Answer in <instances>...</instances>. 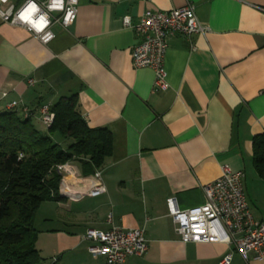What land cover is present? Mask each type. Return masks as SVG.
Returning a JSON list of instances; mask_svg holds the SVG:
<instances>
[{
    "label": "crops",
    "instance_id": "obj_1",
    "mask_svg": "<svg viewBox=\"0 0 264 264\" xmlns=\"http://www.w3.org/2000/svg\"><path fill=\"white\" fill-rule=\"evenodd\" d=\"M188 3L207 32L167 38L169 86L156 90L153 70L132 63L140 38L122 18L137 24L147 11ZM54 32L43 45L0 19V112L30 110L45 130L39 107L75 96L88 127L110 131L112 153L100 169L104 193L79 198L70 188L37 208L45 264H105L83 236L113 227L141 228L147 240L146 254L124 264H217L228 252L230 264H264L232 244L182 242L166 205L169 197L179 209L203 204V186L228 166L243 174L253 217L264 216V167L252 148L264 132V0H78L73 24Z\"/></svg>",
    "mask_w": 264,
    "mask_h": 264
},
{
    "label": "built area",
    "instance_id": "obj_2",
    "mask_svg": "<svg viewBox=\"0 0 264 264\" xmlns=\"http://www.w3.org/2000/svg\"><path fill=\"white\" fill-rule=\"evenodd\" d=\"M77 5L78 0H0V19L26 29L41 44L47 45L55 38L54 28L66 29L73 24ZM122 24L139 36V42L131 49L132 63L137 68L153 70L156 90L169 86L164 67L167 38L207 32V26L197 18L191 3L168 12L147 11L137 24H131L130 18L124 16ZM10 107L14 108L15 104ZM23 112L27 114L28 110ZM53 118L50 105L39 107V120L44 127H49ZM57 169L61 173L59 190L64 194L70 188H76L79 198L106 191L101 170L93 172L95 181L88 186L86 177L76 174L72 164H61ZM242 178V172L223 166L220 176L203 186V204L179 209L172 197L167 198L168 214L182 242L232 244L244 260L264 261V216L258 220L250 212ZM83 239L92 242L89 252L103 256L105 264H124L127 258L142 257L148 250L141 228L90 229ZM231 259L232 253L228 252L217 264H230Z\"/></svg>",
    "mask_w": 264,
    "mask_h": 264
},
{
    "label": "trees",
    "instance_id": "obj_3",
    "mask_svg": "<svg viewBox=\"0 0 264 264\" xmlns=\"http://www.w3.org/2000/svg\"><path fill=\"white\" fill-rule=\"evenodd\" d=\"M50 110L54 118L45 130L30 110L0 112V264H45L33 219L42 202L63 199L57 167L77 164L83 175L92 174L112 153L110 131L88 127L75 96L60 98ZM252 148L260 170L264 132L253 137Z\"/></svg>",
    "mask_w": 264,
    "mask_h": 264
},
{
    "label": "rangeland",
    "instance_id": "obj_4",
    "mask_svg": "<svg viewBox=\"0 0 264 264\" xmlns=\"http://www.w3.org/2000/svg\"><path fill=\"white\" fill-rule=\"evenodd\" d=\"M38 126H40V125H38ZM77 167H78V165H76ZM59 192H60V190H59Z\"/></svg>",
    "mask_w": 264,
    "mask_h": 264
}]
</instances>
